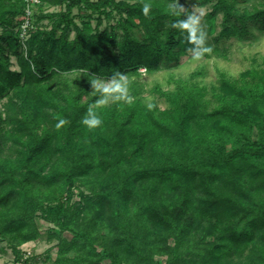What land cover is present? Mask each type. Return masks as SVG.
Here are the masks:
<instances>
[{
	"label": "trees",
	"instance_id": "obj_1",
	"mask_svg": "<svg viewBox=\"0 0 264 264\" xmlns=\"http://www.w3.org/2000/svg\"><path fill=\"white\" fill-rule=\"evenodd\" d=\"M241 1L195 0L210 3L207 32L220 15L215 42L264 32V0ZM184 4L39 0L23 47L26 3L0 0V240L13 262L38 217L55 227L54 264H264V66L223 76L213 100L193 81L157 86L164 108L131 79L203 48ZM101 80L122 82L106 103ZM89 112L100 126L82 123Z\"/></svg>",
	"mask_w": 264,
	"mask_h": 264
},
{
	"label": "rangeland",
	"instance_id": "obj_2",
	"mask_svg": "<svg viewBox=\"0 0 264 264\" xmlns=\"http://www.w3.org/2000/svg\"><path fill=\"white\" fill-rule=\"evenodd\" d=\"M255 0H245L239 3V8L251 7ZM184 6L191 9L195 23L199 26L203 48L195 51H188L184 54L179 64L172 67L162 65L158 70L153 72L140 71V75L132 76V80H137L140 84V96L145 103L155 102L160 108H164L167 103L165 99L157 92L156 87L161 89H171L178 81H193L207 89V97L213 100L212 86H218L220 79L225 76L228 78L240 79L241 74L247 70L260 69L264 66V32L252 29L253 36L246 40H240L235 37L223 38L217 42L213 37L219 31L220 15L214 20L211 31L207 32L203 20L200 18L205 12L210 10V3L199 6L195 0H185ZM183 6V8H184ZM58 6H44L45 11L58 10ZM35 12L37 8L34 6ZM74 14L78 10L74 9ZM80 14L84 15V12ZM78 19V18H76ZM198 19V21H196ZM113 22V21H110ZM106 23L102 24V26ZM39 25L48 24L44 19ZM139 35V32H136ZM217 46V49H214ZM14 61V58L12 59ZM14 67H17L14 64ZM194 73V75H192ZM251 74L246 75L250 78ZM103 85L110 86L121 85L122 82H109L101 80ZM3 100H0V108ZM36 225L40 236L32 241L19 245V248L30 250L31 255L29 264H54L56 255L55 239L48 236L55 230V227L36 217ZM161 262L164 261L162 256H157ZM0 264H14L13 253L9 244L0 240Z\"/></svg>",
	"mask_w": 264,
	"mask_h": 264
},
{
	"label": "built area",
	"instance_id": "obj_3",
	"mask_svg": "<svg viewBox=\"0 0 264 264\" xmlns=\"http://www.w3.org/2000/svg\"><path fill=\"white\" fill-rule=\"evenodd\" d=\"M22 1L26 3V6L24 13L19 16L20 37L22 40V46L25 47L24 42L29 35L30 28L32 27L31 18H32L34 6L39 3V0H22ZM140 71H145V68H141ZM20 250H21V258L18 261L14 262V264H26L24 260L31 255L30 250L24 248H20Z\"/></svg>",
	"mask_w": 264,
	"mask_h": 264
},
{
	"label": "clouds",
	"instance_id": "obj_4",
	"mask_svg": "<svg viewBox=\"0 0 264 264\" xmlns=\"http://www.w3.org/2000/svg\"><path fill=\"white\" fill-rule=\"evenodd\" d=\"M97 87L101 89L104 93H108V95H104L102 102H108L109 99H114L115 97H112L110 93L113 91L112 87L103 85V84H97ZM119 87V86H118ZM82 123L88 127L89 129L98 127L102 124V118L96 114L95 112H89L82 120Z\"/></svg>",
	"mask_w": 264,
	"mask_h": 264
}]
</instances>
